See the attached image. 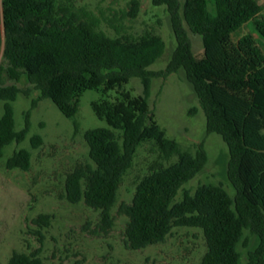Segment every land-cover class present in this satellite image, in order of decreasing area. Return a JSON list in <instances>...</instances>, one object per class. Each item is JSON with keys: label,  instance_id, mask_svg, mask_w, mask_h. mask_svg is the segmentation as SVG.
Here are the masks:
<instances>
[{"label": "trees", "instance_id": "trees-1", "mask_svg": "<svg viewBox=\"0 0 264 264\" xmlns=\"http://www.w3.org/2000/svg\"><path fill=\"white\" fill-rule=\"evenodd\" d=\"M153 0L170 14L177 48L165 71L149 70L166 51L163 37L153 30L134 35L123 23L135 20L141 0H131L121 18H101L86 9L59 8L58 0H0V158L13 143L26 141L32 111L49 99L68 119L75 120L87 90L116 91L114 100L92 103L95 115L107 127L85 132L90 164L70 173L65 197L71 204L85 203L101 212L105 230L114 225L113 208L124 177L133 167L140 147L151 144L161 161L137 184L132 203L121 208L129 218L126 236L131 250L166 241L175 228L200 229L207 251L200 264H242L239 246L249 250L245 264H264V53L247 34L237 42L233 34L252 23L264 39V5L258 0ZM106 25L115 32L110 36ZM189 33L203 40V54L193 53ZM183 69L193 84L207 120V132L219 134L230 153L228 178L236 191L232 198L222 185L201 184L192 192L185 185L206 166L208 154L200 145L196 154L167 137L150 108L152 79L166 78ZM26 76L32 88L5 85ZM139 78L141 96L126 85ZM32 90L41 96L25 114L17 130L14 103ZM38 149L41 136L31 138ZM31 151H15L8 170L29 171ZM181 194V196H180ZM51 216L36 222L50 225ZM9 264H45L40 252H14Z\"/></svg>", "mask_w": 264, "mask_h": 264}, {"label": "rangeland", "instance_id": "rangeland-1", "mask_svg": "<svg viewBox=\"0 0 264 264\" xmlns=\"http://www.w3.org/2000/svg\"><path fill=\"white\" fill-rule=\"evenodd\" d=\"M183 5L185 0H179ZM264 5V0H258ZM131 0H58V7L74 10L86 9L97 16L118 19L129 11ZM142 7L135 20L125 19L123 23L134 35L153 30L166 42V51L161 59L149 67L154 72L165 71L177 48L170 14L166 7H156L153 0H141ZM209 9L215 13L212 0ZM110 36L115 32L103 25ZM253 35L264 53V39L254 30L252 23L233 34L237 42L243 36ZM193 53L203 54V40L199 35L189 33ZM5 85L16 84L21 89L32 88L24 76L20 83L7 78ZM133 96L143 94L139 78H133L126 85ZM41 93L32 90L30 95H20L14 103L17 130L25 125V114L32 102ZM116 91L108 93L87 90L80 99L75 120L66 118L49 99L39 100L32 111L31 131L22 144L13 143L0 158V264H9L14 252L35 253L45 264H200L207 251L203 232L196 228H175L165 242L142 250H131L126 241L129 218L121 208L130 205L136 184L150 172V168L161 161L151 144L139 148L133 167L124 177L119 190L117 205L112 210L114 225L105 230L101 212L89 208L85 203L71 204L65 197V183L68 175L81 165L90 164L89 146L85 140L86 131L107 127L92 109L94 101L114 100ZM149 105L167 137L177 141L181 147L196 154L204 145L208 162L204 169L185 188L194 192L201 184L222 185L234 198L236 191L228 178L230 153L223 138L207 132V120L200 107L193 84L181 69L166 78L152 79ZM4 103H0V118ZM264 133V131H263ZM41 136L43 143L38 149L32 147L31 138ZM26 148L31 151L32 165L29 171L8 170L7 159L15 151ZM181 196V194H180ZM42 215L51 216L50 225L38 224ZM249 247L239 246L242 264L248 259L249 250L259 243L257 236L247 231Z\"/></svg>", "mask_w": 264, "mask_h": 264}, {"label": "water", "instance_id": "water-1", "mask_svg": "<svg viewBox=\"0 0 264 264\" xmlns=\"http://www.w3.org/2000/svg\"><path fill=\"white\" fill-rule=\"evenodd\" d=\"M1 59H2V55L0 56V62H1Z\"/></svg>", "mask_w": 264, "mask_h": 264}]
</instances>
